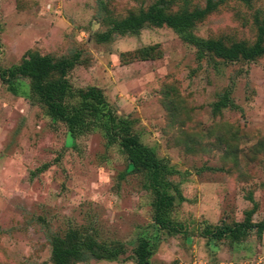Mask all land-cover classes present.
Masks as SVG:
<instances>
[{"label": "rangeland", "instance_id": "1", "mask_svg": "<svg viewBox=\"0 0 264 264\" xmlns=\"http://www.w3.org/2000/svg\"><path fill=\"white\" fill-rule=\"evenodd\" d=\"M98 1L100 11L97 0H0V69L28 51L58 57L78 50L68 82L73 89L98 86L102 111L124 119L171 168L180 197L170 215L185 230L158 235L151 194L106 140V116L70 134L45 114L26 80L13 82V92L0 81V264H49L48 235L70 228L125 247L115 260L73 264H136L131 248L139 236L148 238L152 264L193 257H259L264 264V231L217 240L197 233L205 223L240 221L251 207V221L264 219V54L249 61L196 58L165 26L96 42L94 34L106 28L104 14L120 20L154 2ZM204 1L171 0L168 9ZM261 23L264 0H225L193 32L250 44ZM143 46H152L150 57L133 53ZM223 91L229 104L213 113L211 104Z\"/></svg>", "mask_w": 264, "mask_h": 264}, {"label": "trees", "instance_id": "2", "mask_svg": "<svg viewBox=\"0 0 264 264\" xmlns=\"http://www.w3.org/2000/svg\"><path fill=\"white\" fill-rule=\"evenodd\" d=\"M225 0H205L202 6L191 9L182 6L169 11L171 0H154L146 10L123 19H115L104 14L106 28L94 34L96 42H107L113 34H135L145 27L165 26L182 42L194 48L196 58L209 55L223 61L254 60L264 54V24L257 25L256 36L250 44L233 41L225 44L219 38H204L193 32L196 22ZM249 3L250 0H240ZM99 11L104 8L101 1ZM152 46H143L133 51L137 57H150ZM78 50L65 56L54 57L28 51L20 61L8 68L0 69V81L13 92V82L24 79L30 91L36 95L46 115L62 122L70 134H81L94 127L101 116H106L104 135L109 143H115L124 155L127 166L143 178V187L151 194V220L158 231L175 234L185 230L182 223L175 221L171 208L175 198L180 197L178 188L170 180L171 168L158 158L155 152L143 144L137 133L132 131L124 119H119L109 111H102L105 99L98 86L73 89L66 73L79 62ZM229 104L228 95L223 91L211 104L213 113ZM41 165L38 170L44 168ZM250 199V197H249ZM253 207L243 212L240 221L230 224L205 223L197 228L201 237L217 240L222 237L240 238L247 231L256 236L264 231V219L251 221ZM49 264H73L88 259L115 260L125 252L124 244L118 241L99 242L88 234L76 229H67L62 234L50 233ZM131 253L136 264H152L148 238L139 236Z\"/></svg>", "mask_w": 264, "mask_h": 264}, {"label": "built area", "instance_id": "3", "mask_svg": "<svg viewBox=\"0 0 264 264\" xmlns=\"http://www.w3.org/2000/svg\"><path fill=\"white\" fill-rule=\"evenodd\" d=\"M184 264H262L259 257H245L235 261L208 260L202 257H193Z\"/></svg>", "mask_w": 264, "mask_h": 264}]
</instances>
